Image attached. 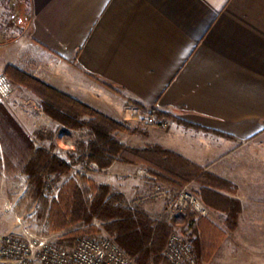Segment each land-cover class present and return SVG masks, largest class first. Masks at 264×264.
Listing matches in <instances>:
<instances>
[{
	"label": "crops",
	"instance_id": "crops-1",
	"mask_svg": "<svg viewBox=\"0 0 264 264\" xmlns=\"http://www.w3.org/2000/svg\"><path fill=\"white\" fill-rule=\"evenodd\" d=\"M20 5L28 19L20 18L11 36L0 35L1 69L22 70L131 126L142 123L136 105L174 116L179 124L148 127L140 144L158 145L227 181L235 193L223 194L240 204L232 232H226L224 213L208 209L204 218L224 236L207 263H223L228 242L250 252L264 247V0H20ZM26 101L37 97L13 92L4 103L31 140L52 134L58 122ZM140 168L115 162L103 184L156 217L165 201L148 198L159 184L138 174ZM188 186L199 198L200 186ZM232 251V264H253V254Z\"/></svg>",
	"mask_w": 264,
	"mask_h": 264
},
{
	"label": "trees",
	"instance_id": "trees-1",
	"mask_svg": "<svg viewBox=\"0 0 264 264\" xmlns=\"http://www.w3.org/2000/svg\"><path fill=\"white\" fill-rule=\"evenodd\" d=\"M4 73L13 85L35 94L41 100L45 113L54 121L66 129L87 130L88 141L77 147L81 159L76 161L71 156L66 161L50 150L36 147L0 104V155L7 161L16 159L23 166L29 183L38 192H42L45 178L66 175L78 163H96L105 169L117 160L145 167L159 185L173 194L192 182L197 183L200 188L196 194L202 204L213 212L226 215V232L236 229L240 204L223 194L235 193L230 183L204 172L200 166L160 146L128 148L116 141L114 133L135 134L137 130L128 129L15 67L7 66ZM137 108L147 110L141 106ZM150 115L160 119L157 126L171 117V114L156 109L150 110ZM84 117L87 120H82ZM87 193L90 195L87 196ZM50 217L54 231H66L62 241H69L67 245H71L78 235H94L104 230L135 264L163 263L162 249L176 221L187 225L195 236L194 253L199 264L207 263L213 257L224 236L204 217L190 210L155 221L140 206L128 204L120 193L113 192L109 186L91 184L89 191L84 192L74 181H70L59 194L58 201L52 203ZM94 223H99L101 227L96 228Z\"/></svg>",
	"mask_w": 264,
	"mask_h": 264
},
{
	"label": "rangeland",
	"instance_id": "rangeland-1",
	"mask_svg": "<svg viewBox=\"0 0 264 264\" xmlns=\"http://www.w3.org/2000/svg\"><path fill=\"white\" fill-rule=\"evenodd\" d=\"M20 18H23L25 20L28 19V11H26L23 5L22 6L20 5V0H0V35L1 36L3 37L9 35L11 36V32H13L11 30L12 29L11 27L15 26ZM17 32H15L14 35L20 36V32L19 31ZM7 66H5L2 69L0 68V74L1 73L5 74L4 70ZM12 86L14 90L13 92H15V94H18L22 97H26L30 95H34L35 97H37L35 94H33L31 91L25 88L15 86L13 84ZM0 104H2L4 108L7 110L6 103H4V101H0ZM26 105L33 110L34 108H38V109L40 108L41 111L45 115H47L44 111L42 102L38 97H37V101H35L34 103L33 102L30 103L29 101H26ZM137 109L141 111V109L139 108ZM37 112L38 111H36V113ZM47 116L50 117L49 115ZM141 116H143L142 123L136 126H131L127 122H119L113 119L123 124L128 129L137 130V133L135 134L126 133V132L114 133V138L118 143L128 148L141 149L148 145H153L147 143L141 145L140 141L138 140V139L142 140L143 138H147L148 127H164L166 125H171L175 123L179 124V122H177V119L172 115H170L171 117H169L168 119L164 120L161 126L156 125L159 123L158 121H160V119H158L155 115L154 116L150 115V111L148 110L141 111ZM82 120H87V118L84 117L82 118ZM58 124L59 126H57L53 130V133L50 135L46 134L45 137H41L38 134L33 135L32 137L33 143L35 144L36 147H42L52 151L54 154H56L58 157H60L63 160L69 161L71 156H73L76 161L78 159H81V154L79 153L77 147L79 144L81 143L86 144V142L88 141V138L86 136L87 130L86 129L70 130V129H66L60 123ZM58 137L60 138V142H56ZM115 162L126 164L117 160H115L113 163ZM93 164H95L96 167H92ZM126 165H131V164H126ZM132 166H140V165H132ZM140 167H141L140 169L146 170L145 167L143 166ZM106 169L107 168L101 169L96 163H89L87 165L85 162L78 163L73 167L72 171L66 175H61L57 177L52 175L50 177L45 178L44 180L45 185L43 186V190L42 192H38L37 188L29 183L28 176L23 171V166L19 165L16 159L11 158L10 161H7L2 155H0V234L20 235L22 231L28 230L31 234L46 238L55 244L67 245L69 241H62V237L66 231H59V232L54 231L53 223L50 217V210L52 203L58 201L59 194L65 188V186L69 184L70 181H74L82 190H84V192L89 191L91 184H94L96 186L105 185L103 184V179L106 175ZM153 182L156 181L154 180ZM186 187L188 191L193 193L194 188H191L188 185ZM110 188L112 189L113 192L119 193L116 189L112 187ZM89 195L90 193H87V196ZM125 201L127 202L126 199ZM127 203L134 205L129 202ZM143 211L145 212V210ZM145 213L148 214L147 212ZM164 216H165L164 212H162L160 215L156 217L149 215V218L156 221V220H161L162 217ZM94 225L96 228L101 227L99 223H94ZM177 233L183 234L186 237V239L190 241L193 250L195 252V245H194L195 236L192 234L190 228H188L187 225L183 224L181 221H176V223L172 227L170 234L166 239V242L169 236ZM79 236H100V237L111 238L114 240V238L106 234L104 230H102L98 234H94V235L81 234L76 237ZM235 247H233L231 242H228L221 251L220 258L224 262L214 263V264H232L229 260L231 250H233L232 251L233 253H248V254L251 253L253 254V260H252L253 264H264V260H263L264 247L261 246L253 247V249L251 248L252 249L251 252L250 249L248 248L247 250L246 247H238V249H234ZM164 249L165 246L163 247L161 253L163 257V263L161 264H165L167 262L164 258ZM148 264H160V263L150 262ZM209 264H213V263H209ZM241 264H249V262L246 263L244 260V262H241Z\"/></svg>",
	"mask_w": 264,
	"mask_h": 264
},
{
	"label": "built area",
	"instance_id": "built-area-1",
	"mask_svg": "<svg viewBox=\"0 0 264 264\" xmlns=\"http://www.w3.org/2000/svg\"><path fill=\"white\" fill-rule=\"evenodd\" d=\"M13 86L5 74H0V101L11 97ZM92 167H96L95 164ZM138 174L154 181L146 170ZM148 198L165 201L164 215L171 217L190 210L199 217H207L208 209L197 196L183 187L171 193L161 185H155ZM164 257L170 264H197L193 247L183 234L169 236ZM0 264H135L123 249L111 238L79 236L71 245H58L46 238L31 234H0Z\"/></svg>",
	"mask_w": 264,
	"mask_h": 264
}]
</instances>
